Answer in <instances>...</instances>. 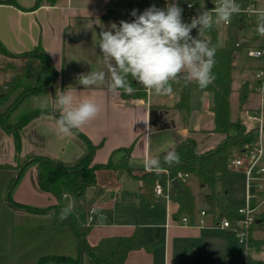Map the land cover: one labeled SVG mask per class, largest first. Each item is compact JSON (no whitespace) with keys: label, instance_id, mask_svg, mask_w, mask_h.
Listing matches in <instances>:
<instances>
[{"label":"crops","instance_id":"0c3cea01","mask_svg":"<svg viewBox=\"0 0 264 264\" xmlns=\"http://www.w3.org/2000/svg\"><path fill=\"white\" fill-rule=\"evenodd\" d=\"M121 1L55 0L50 3L43 0L37 7L36 0L0 3V42L12 53L40 48L47 54L57 73L47 90L48 107H51L57 89L64 90L69 86L77 101L93 100L100 106L99 114L78 130L96 147L95 163L106 162L110 157L119 160L128 148L130 164L148 170L144 166L145 159L164 156L188 137L195 138L197 153L215 147L224 136L213 131L214 119L212 127L202 128L199 132L190 127L188 120L181 119L180 113L189 112L191 105L190 88L184 80L180 87L172 85L171 95L154 94L150 107L141 98L125 97L122 90L113 94L106 86L84 88L77 83L80 74L106 70L96 43L99 33L112 23L119 25L121 20H133L131 14L120 13L126 9ZM258 2L264 6V0ZM12 79L0 78V84ZM185 94H188L187 101H184ZM211 96V104H206L203 109L207 111L206 117L213 118L212 93ZM20 137V151L17 152L13 135L0 127V264H37L39 258L47 254L76 257L78 242L69 226L54 227L50 211L33 212L27 207L13 206L7 192L12 179L18 176L16 166L19 161L41 155L73 166L87 154V141L77 131L72 137L58 135L53 111L31 119ZM213 140L215 145H210ZM96 175L97 185L103 191L93 204L96 221L88 235L91 245L103 237L129 235L136 226H141L140 240L152 246L132 250L124 264H231L227 236L232 234L211 225L212 215L204 202L207 190L199 186L198 178L193 183L187 180L195 196V207L193 215L189 214L191 224H183L180 217L188 213L176 219L177 204L172 200L167 201L161 196L154 197L149 204H142L138 196L141 182L127 173L100 169ZM129 180L136 183L135 191L129 190ZM225 187L233 202V192ZM94 190L95 187L89 188V197L93 196ZM110 192L115 196L111 201H105L104 195ZM11 198L21 205L37 208H48L57 203L52 194L40 189L35 165L26 167L11 191ZM131 202L134 208L129 205ZM233 203L239 205L241 202ZM118 204L121 205L119 210L116 209ZM202 210L208 213L207 224L203 227L198 225ZM133 212L138 219L130 217ZM100 215L104 216V223L99 222ZM144 227L150 229L149 234H145ZM82 261L93 264L86 256H82Z\"/></svg>","mask_w":264,"mask_h":264},{"label":"trees","instance_id":"16d2710c","mask_svg":"<svg viewBox=\"0 0 264 264\" xmlns=\"http://www.w3.org/2000/svg\"><path fill=\"white\" fill-rule=\"evenodd\" d=\"M53 3L55 0H48ZM153 1V0H152ZM184 0H179V6ZM214 2L215 0H207ZM255 0H237L243 9L239 15H234L227 25L214 26L209 30V34L204 39L209 40L217 49L215 54V66L213 73L214 82L206 89L205 92L213 94V105L211 112L214 119L213 131L224 135L223 140L215 147L197 153L196 140L194 137H188L179 142L173 151L179 154L180 162L169 167L163 164L159 172L148 171L143 168L134 167L129 162V149H124L125 154L119 160L110 157L106 162H93V153L95 146L85 137L84 134L76 130L88 144V152L75 165L65 166L54 160L34 155L17 164L19 170L18 176L13 178L8 186V197L10 203L16 207H27L33 212L50 211L52 224L54 227L69 226L78 242L79 253L76 257L61 254H47L37 261V264L47 262H65L70 264H83L82 256L89 257L93 264H124L129 253L134 249H149L152 245L140 240L143 232L141 226H136L134 231L129 235L107 236L99 240L95 245L88 242V235L91 232L93 224H88V211L93 206L96 198L101 195L103 188L97 185V171L100 169L113 170L117 173H127L133 178L139 180V199L142 204L146 205L153 201V190L158 182L170 180L172 187L170 197L177 204L175 218L177 219L183 213L191 216L194 213L195 196L187 182L178 177V172L196 174L199 186L206 189L204 202L208 206L210 213L216 216L227 215L230 210L236 209L238 205L233 203L229 194L230 191L224 186V183L232 173L229 169L230 159L235 154H240L251 142L253 130L245 124L241 117V111L244 104L248 102L250 94L254 91L253 83L248 77L237 89L239 113L237 117L231 116V95L233 89V72L236 67L235 60L237 54L247 47L248 42L244 40L243 30L247 27L249 17L245 9ZM43 0H36L35 7L40 6ZM0 3L16 4V0H0ZM153 3V2H152ZM164 0H154L158 8H165ZM221 27L225 30L223 42L220 39ZM195 36V35H193ZM0 54L8 56L14 60H24L25 63L17 66V77L12 80L4 81L0 84V127L7 133L13 135L15 140L16 151H20L21 132L25 125L33 118L51 113V107L45 110H33L24 115L18 121H11L15 109L28 97L37 95L40 92L47 91L56 77V71L51 64L47 54L40 48L24 53L9 52L0 42ZM9 65V64H8ZM15 64L11 65L14 69ZM21 67V70H19ZM131 86L135 89L132 94L122 93L125 97H145L142 90L137 89L135 81L131 80ZM15 95L13 101L5 106L8 98ZM188 94L184 95V101H187ZM58 115V113H57ZM20 163V161H19ZM35 165L37 168V182L41 190L52 194L57 203L48 208H37L32 206L21 205L11 198V191L19 183L26 167ZM166 170V171H165ZM180 181L185 190L174 186L173 181ZM95 187L93 196H88V190ZM67 196V199L64 197ZM70 201H74V210L68 219L59 220L60 210L67 206ZM248 238V244L258 242L253 237L252 231ZM259 244V243H258ZM259 248V245H255ZM251 264H264V261L251 260Z\"/></svg>","mask_w":264,"mask_h":264},{"label":"clouds","instance_id":"9594fccd","mask_svg":"<svg viewBox=\"0 0 264 264\" xmlns=\"http://www.w3.org/2000/svg\"><path fill=\"white\" fill-rule=\"evenodd\" d=\"M242 11L237 0H218L211 11L201 10L190 22H185L178 0H166L165 8L152 5L140 14L134 9L130 13L132 21L112 23L98 35L96 43L106 70L80 74L77 83L84 88L106 86L113 94L123 90L130 95L135 91L129 80L131 77L159 96L173 94V83L182 78L185 83L206 89L215 80L213 68L217 49L209 40L201 38L202 32L230 23L232 17ZM251 14L256 17L257 33L264 37V8L252 9ZM193 30L197 35H192ZM39 107L43 111L48 105L41 101ZM51 107L55 131L65 137H72L100 112V106L93 100L77 101L70 86L57 89ZM179 162V154L175 151L169 150L163 157V164L169 167ZM144 166L159 172L162 162L159 157H151L145 159ZM73 210L74 201H70L60 210L59 220L68 219Z\"/></svg>","mask_w":264,"mask_h":264},{"label":"built area","instance_id":"2783aa9c","mask_svg":"<svg viewBox=\"0 0 264 264\" xmlns=\"http://www.w3.org/2000/svg\"><path fill=\"white\" fill-rule=\"evenodd\" d=\"M255 0L246 9V13L250 18L254 15L251 14V10L255 8H264V6L258 7ZM209 3L212 4L209 7ZM218 3V0L209 2L207 0H185L180 7L183 9V20L188 22L191 18L195 17L201 10L211 11ZM155 5L150 3L137 9V13H142L145 9ZM191 5V7L189 6ZM156 6V5H155ZM157 7V6H156ZM158 8V7H157ZM133 9H122L121 14H130ZM229 24V23H228ZM228 24H220L223 28ZM257 27V26H256ZM208 32L210 29H206ZM247 44V53L251 57L262 58L264 60V37H261L258 33L254 36L253 40L244 39ZM255 81L253 83L254 94L259 97L258 105L255 107H244L241 111V117L245 124H247L254 133H257V137L251 139L250 145H248L240 154H235L229 162V169L232 172L242 174L245 178V189L243 194V201L238 205L236 209L230 210L227 215L216 216L212 215V226L229 231L231 234L237 236L240 244L248 246V238L250 230L253 227L252 234L256 231L264 230V162L262 157L264 154L263 145V133H264V64L258 67L254 72ZM137 84V89L145 92V97H131L135 99H143L148 107L152 103V95L154 93L149 92L143 88L140 84ZM252 92V93H253ZM166 171V170H165ZM178 177L187 182L190 175L189 173L178 172ZM172 182L166 180L164 182H158L153 190L154 197H164L167 201L171 200L170 190ZM206 210H202L198 221L199 226H206ZM96 221L95 208L92 206L88 211V224H93ZM180 221L183 224H191V216L184 214L180 217Z\"/></svg>","mask_w":264,"mask_h":264},{"label":"rangeland","instance_id":"374dc122","mask_svg":"<svg viewBox=\"0 0 264 264\" xmlns=\"http://www.w3.org/2000/svg\"><path fill=\"white\" fill-rule=\"evenodd\" d=\"M144 1V2H143ZM179 1V0H178ZM260 0H257L258 2ZM154 3V0H122L121 5L126 9H139L142 6L148 5L150 3ZM166 5V0L164 1ZM171 2V0H169ZM144 3V4H143ZM262 3L258 2L257 6L261 7ZM132 7V8H128ZM138 14V13H137ZM134 19V18H133ZM190 22V21H188ZM256 17L253 16L250 18L247 22V27L243 30L242 34L244 39H250L253 40L254 36L257 35L256 31ZM193 33H196V30H193ZM208 31L204 30L202 32V38L208 36ZM197 35V34H195ZM225 30L221 27L220 29V41L223 42L225 38ZM24 60H14L8 56L0 54V78H16L17 77V66L24 64ZM9 64V65H8ZM15 64V68L12 69L11 65ZM264 64V60L262 58H255L251 57L247 53V47L244 48L242 51H240L237 54V58L235 60V69L233 72V89L237 92L238 87L243 83V81L249 76V74L254 73L257 71L258 67ZM19 70H21V67H19ZM173 85H176L177 87H180L183 85V79L181 78L178 83H173ZM186 86L190 88V109L189 112L182 111L181 119L183 121L188 120L189 125L192 129H195L196 131H200L202 128H208L213 126V118L206 117V109H203V107H206L205 105H210L212 102V96L211 93L205 92L201 89H196L194 86V83H186ZM236 92L233 93L231 97V116L232 118L237 117L239 113V106L237 103V95ZM154 94L152 95L153 98ZM236 96V98H235ZM15 95L8 98V100L5 103L4 107H7L14 99ZM43 101L46 102L47 105H49V94L47 91H43L38 93L37 95L30 96L26 98L13 112L11 121H18L20 120L24 115L29 113L31 110H38L41 109L39 107V103ZM259 97L253 93L250 94L248 102L244 104V107H255L258 105ZM243 107V108H244ZM218 136V135H217ZM224 136V135H223ZM251 139H254L257 137V133L251 134ZM224 138V137H223ZM263 145H264V133H263ZM210 145H215L214 140L210 142ZM201 147V145L199 146ZM264 150V149H263ZM28 159V158H27ZM26 160V159H24ZM24 160H21V164ZM262 162H264V154L262 157ZM192 183L197 181L196 174H191L189 179ZM135 182L133 180L128 181L129 190L135 191ZM225 186H228L231 191L233 192V202H242L243 201V194L245 189V178L242 174L232 172L230 175H228ZM131 191V192H132ZM114 193H106L104 195L105 201H111L114 197ZM129 205H134L129 203ZM120 204L117 205L116 209L119 210ZM130 206V207H131ZM131 208H134L133 206ZM116 210V211H117ZM135 210V209H133ZM134 215H131L130 217L134 219H138L137 214L133 212ZM129 217V218H130ZM133 220V219H132ZM129 220V221H132ZM145 234H149L150 229L144 227ZM253 237L258 240V242H253V245L248 244H240L238 241V238L236 235H228L227 238L229 240V250H230V262L231 264H251V260H264V230L256 231L253 233ZM259 243V244H258ZM255 245H259L260 247L257 248Z\"/></svg>","mask_w":264,"mask_h":264},{"label":"water","instance_id":"95a60500","mask_svg":"<svg viewBox=\"0 0 264 264\" xmlns=\"http://www.w3.org/2000/svg\"><path fill=\"white\" fill-rule=\"evenodd\" d=\"M208 5H209V7L212 6L211 3H209ZM248 80H249L251 83H254V81H255V74H254V73L249 74V76H248ZM173 184H174L175 187H177V188H179V189H181V190H185L184 187L182 186V184L180 183L179 180L175 179V180L173 181ZM98 220H99V222H101V223H104V222H105V218H104V216H102V215H100V216L98 217Z\"/></svg>","mask_w":264,"mask_h":264}]
</instances>
